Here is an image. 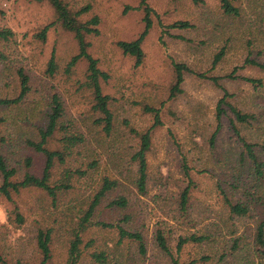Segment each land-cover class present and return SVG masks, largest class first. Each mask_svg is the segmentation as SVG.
Instances as JSON below:
<instances>
[{
	"label": "rangeland",
	"instance_id": "rangeland-1",
	"mask_svg": "<svg viewBox=\"0 0 264 264\" xmlns=\"http://www.w3.org/2000/svg\"><path fill=\"white\" fill-rule=\"evenodd\" d=\"M139 1L64 0L73 12L89 7L80 14L81 20L92 15L99 17V33L87 39L88 51L108 74L102 88L111 96L114 128L109 136H104L92 124L90 98L82 87L87 62L80 59L70 70L66 69L67 61L77 52V43L73 34L56 21L50 3L0 0V29L12 31L8 39H0V98L17 94L18 69L30 79V90L20 103L0 106V117L4 118L0 154L11 165L23 160L16 139L32 138L34 126L41 122L46 96L57 92L65 103L67 116L84 134L85 148L98 160L96 169L81 179L84 183L80 190L64 197L55 208L36 189L21 190L13 196V202L0 197V253L9 264L39 263L35 232L40 226L52 228L51 258L47 264H66V212L103 175L117 178L120 186L99 206L96 220L115 222L121 214H128V227L143 234L146 254L141 257L134 244H118L115 229L93 225L82 247L89 238L94 242L82 252L77 264H99L90 256L99 250L106 255L103 264H172L154 243L157 228L171 237L174 256L181 264H264V258H254L253 252H248L254 227L264 214V165L263 175L258 177L248 160L237 161L244 149L230 126L232 114L228 111L221 119L213 144L210 143L222 91L211 80L185 75L182 94L171 100L167 97L173 60L210 75L222 76L235 68L236 75L259 78L261 84L256 87L239 78H223L221 83L233 94L234 104L256 114L257 121L250 128L240 126L239 132L256 144L254 150L264 162V71L245 63L247 58L264 61V0H237L236 16L223 14L215 0H205L203 5H194L190 0H149L154 10L153 26L142 45L144 60L135 67L133 58L124 55L116 43L132 40L142 31V9L126 8L137 7ZM176 20H187L192 27H164ZM47 24L50 26L41 39L39 32ZM221 50L224 53L211 68L214 55ZM51 53L58 65L53 76L45 73ZM144 104L161 109L162 125L153 133L147 191L139 194L128 160L134 144L129 128L144 129L153 121L152 115L144 111ZM25 152L32 154L34 170H39L41 161L37 155L28 148ZM83 152L84 149L82 155ZM82 155L77 156L80 162ZM183 158L195 182L186 217L179 214L175 202L189 178L184 172ZM18 165L22 168V162ZM85 184H89L88 189ZM223 194L246 203L249 214L241 218L230 216ZM116 195L126 196L128 205L113 213L107 202ZM15 206L24 218L19 226L11 212ZM195 232L208 238L203 243H186L177 253V237ZM235 237L240 240L233 252L230 248ZM201 255L207 259L199 260ZM192 260L196 262L191 263Z\"/></svg>",
	"mask_w": 264,
	"mask_h": 264
},
{
	"label": "trees",
	"instance_id": "trees-1",
	"mask_svg": "<svg viewBox=\"0 0 264 264\" xmlns=\"http://www.w3.org/2000/svg\"><path fill=\"white\" fill-rule=\"evenodd\" d=\"M41 2L44 0H35ZM53 7L56 13V21L63 29L73 34L77 43V52L73 54L66 63V69L70 70L80 59L87 62L85 70V78L82 87L88 92L90 98V108L92 110V124L99 129V132L104 136H109L114 128V115L110 107L111 96L103 91L102 82L108 79V74L101 70L98 66V61L94 58L88 48L90 42L87 37L97 35L99 33L98 24L99 17L92 15L87 20H81L80 14L86 11L89 7H82L80 10L72 11L64 0H47ZM149 0H140L137 7L127 6L126 8H140L143 11V29L132 40H119L117 46L124 55L133 58L135 67L142 64L144 60L143 42L145 36L153 26L152 14L153 8L149 5ZM194 5H203L205 0H190ZM220 10L225 15L236 16L239 14V8L235 2L237 0H215ZM50 24L45 25L39 32L41 39L45 38L46 32ZM166 28L188 29L192 24L187 20H176L170 24L164 25ZM12 35L9 29H0V39H8ZM183 37V36H180ZM224 52L214 55L211 68L218 62ZM245 63L264 71V61L256 59H246ZM58 65L54 56L51 53L47 63L45 73L53 76L57 71ZM235 68L232 72L222 76L210 75L208 72H200L185 62H171V82L168 88V99H175L183 92V82L185 75H192L205 80H211L215 87L222 91V96L218 99L215 111L216 126L210 135V143L221 126V119L228 111L232 114L229 119L231 128L236 133L243 149L239 153L237 161L243 163L249 161L252 164V170L260 177L263 175L262 167L264 162L259 159V156L254 150L256 145L253 142L247 141L239 132V127L250 128L256 121L257 116L254 112H246L232 102L233 94L222 85L223 78L236 79L251 83L254 87L261 84L259 78H252L235 74ZM18 85L17 94L13 97L0 98V106L11 107L20 103L30 90V79L21 68L17 71ZM145 112L152 115L153 121L144 129L130 127L129 131L133 135L134 144L130 151L128 160L133 168L132 182L139 194H145L147 191V183L149 181V163L148 155L152 149V138L156 128L162 125L161 109L156 106L144 104ZM4 122V118L0 117V128ZM239 125V126H238ZM1 130V129H0ZM32 138L20 140L18 137V149L22 151L20 155L23 160H17L14 165L10 164V160L3 154H0V197L6 201L13 202V196L21 190L36 189L42 191L55 208L58 203L69 196L76 190H80V186L84 183L81 179H85L87 173L92 172L98 166V160L93 156V152H88L86 146V138L84 134L76 128L73 120L66 113L65 103L60 94L52 92L46 96L45 109L41 116V122L34 126V132H31ZM0 141L4 142L3 134L0 135ZM30 149L41 161L39 170L35 171L32 154H26L25 150ZM84 149L83 155L81 154ZM82 155L80 162L77 156ZM183 158V168L185 175L188 176V183L181 188L175 199L178 212L181 216L186 217L190 210V198L192 189L195 186L194 180L190 177L188 167ZM22 162V168L18 164ZM18 165V166H17ZM87 185V186H86ZM88 189L89 184H85ZM120 186L117 178L103 175L98 182L92 186L87 193L75 204H69L68 212L65 215V223L69 229V239L66 249V264H77L80 260L82 252L90 246L94 239L89 238L84 243V237L88 235V231L93 225H98L103 228H113L117 233V243L126 242L134 244L139 255L144 257L146 254V244L143 234L135 229H130L128 223L130 216L121 214L115 222H105L96 220L98 208L106 200L111 192ZM78 197V196H77ZM223 202L230 216L241 218L249 214V208L246 203L240 200H233L230 195L223 194ZM128 205V200L124 195H116L107 202V207L113 213H118L125 210ZM11 212L14 214V221L17 226L24 222L22 214L17 207H13ZM208 235L191 233L189 235H180L177 237L175 251L179 253L182 246L186 243H203ZM253 240L248 252H253V257L264 258V214L257 221L254 231ZM171 239L168 234L161 228H157L154 233V243L172 264H181L178 258L174 256V250L171 246ZM36 247L39 253L40 261L38 264H47L51 258V243H52V228L49 226H40L35 232ZM239 237L232 239L231 251H236L239 247ZM91 258L103 264L106 261V255L103 250L93 251L90 254ZM251 258V256H250ZM207 259L201 255L199 260ZM198 260V261H199ZM196 262L192 260L191 263ZM0 264H9L0 253ZM187 264V263H186Z\"/></svg>",
	"mask_w": 264,
	"mask_h": 264
}]
</instances>
